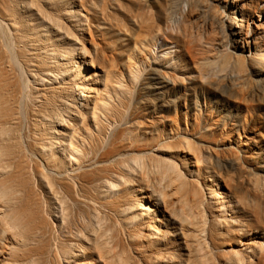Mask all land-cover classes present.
Masks as SVG:
<instances>
[{
  "label": "rangeland",
  "instance_id": "rangeland-1",
  "mask_svg": "<svg viewBox=\"0 0 264 264\" xmlns=\"http://www.w3.org/2000/svg\"><path fill=\"white\" fill-rule=\"evenodd\" d=\"M84 1L0 0V264H264V0Z\"/></svg>",
  "mask_w": 264,
  "mask_h": 264
},
{
  "label": "bare ground",
  "instance_id": "bare-ground-1",
  "mask_svg": "<svg viewBox=\"0 0 264 264\" xmlns=\"http://www.w3.org/2000/svg\"><path fill=\"white\" fill-rule=\"evenodd\" d=\"M83 2L85 3V1L83 0ZM18 5L20 6V8L18 7ZM21 12V14L19 13H15V15L17 17H21L20 19H22V21L24 20H28L30 16V13H29V3L27 2V0H20L19 3H17L16 7H15V10H18ZM6 16H8V13L6 11V9L4 8L3 5L0 4V24L3 20L6 21ZM9 16L11 17V19H13L15 16L12 14ZM4 35H5V40H6V44H7V48H8V51L11 53V61H15L16 58L13 56V50H12V43L9 41V39L6 37V33L3 32ZM106 116H109V112H106L105 113ZM61 127H64V126H61ZM99 128L101 129V126H99ZM211 181V180H209ZM4 214V213H3ZM6 226L8 227L9 230L12 229L11 226H9V224L7 223ZM30 234V233H29ZM24 238H28L29 235L25 236V234L22 235Z\"/></svg>",
  "mask_w": 264,
  "mask_h": 264
}]
</instances>
